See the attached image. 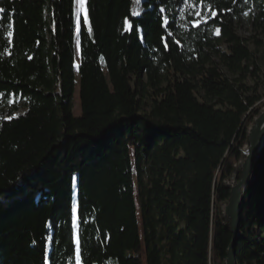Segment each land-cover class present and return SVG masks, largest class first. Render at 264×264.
I'll list each match as a JSON object with an SVG mask.
<instances>
[{"label":"trees","instance_id":"trees-1","mask_svg":"<svg viewBox=\"0 0 264 264\" xmlns=\"http://www.w3.org/2000/svg\"><path fill=\"white\" fill-rule=\"evenodd\" d=\"M76 2L0 0V264H224L264 0ZM235 257L264 264V152Z\"/></svg>","mask_w":264,"mask_h":264},{"label":"water","instance_id":"water-1","mask_svg":"<svg viewBox=\"0 0 264 264\" xmlns=\"http://www.w3.org/2000/svg\"><path fill=\"white\" fill-rule=\"evenodd\" d=\"M264 152V109L252 120L246 129V144L241 151L239 171H234L230 180L225 182L229 189V199L219 207L220 218L232 233L226 250L224 264H237L236 248L241 236L243 201L250 183L254 166ZM239 175V182L235 184Z\"/></svg>","mask_w":264,"mask_h":264},{"label":"rangeland","instance_id":"rangeland-1","mask_svg":"<svg viewBox=\"0 0 264 264\" xmlns=\"http://www.w3.org/2000/svg\"><path fill=\"white\" fill-rule=\"evenodd\" d=\"M84 13V5L81 6L80 3L76 2V14L79 18ZM237 34L242 38L247 40L248 46L250 49L256 54L259 62V67L261 68V75L259 79V83L261 85L259 94L261 96V101L256 105L257 109H261L260 112L264 109V33L255 29V27L249 22L244 21L242 24L237 25L236 27ZM246 84L250 87L254 86V81L251 79L246 80ZM73 106H74V115L76 117L80 116L79 109V99H78V86L76 88V93L73 97ZM259 112V113H260ZM257 116V115H256ZM255 116V117H256ZM254 119V118H253ZM252 123V121L248 124V126ZM247 126V127H248ZM240 162V161H239ZM239 162L235 164L234 170L239 171ZM230 180V178H229ZM239 182V175L235 182L237 184Z\"/></svg>","mask_w":264,"mask_h":264},{"label":"snow or ice","instance_id":"snow-or-ice-1","mask_svg":"<svg viewBox=\"0 0 264 264\" xmlns=\"http://www.w3.org/2000/svg\"><path fill=\"white\" fill-rule=\"evenodd\" d=\"M78 2L80 3V5L81 6H83L84 5V2H85V0H78ZM137 3H139V0H137ZM0 11H3V9H0ZM135 14V13H134ZM197 15H199V14H197ZM213 15H215V13H213ZM204 23H207V20H205V21H203ZM165 23H167L166 21H165ZM193 24H194V26H199V24H200V21H193ZM219 30H217V32H218ZM73 211H74V209H73ZM73 226H75V222L73 221Z\"/></svg>","mask_w":264,"mask_h":264}]
</instances>
